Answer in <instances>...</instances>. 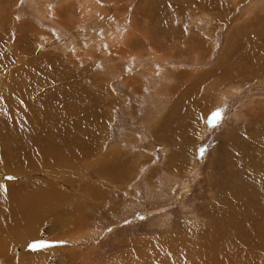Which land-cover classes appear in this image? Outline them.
Listing matches in <instances>:
<instances>
[{
    "label": "rangeland",
    "instance_id": "obj_1",
    "mask_svg": "<svg viewBox=\"0 0 264 264\" xmlns=\"http://www.w3.org/2000/svg\"><path fill=\"white\" fill-rule=\"evenodd\" d=\"M44 180L11 257L264 264V0H0V208Z\"/></svg>",
    "mask_w": 264,
    "mask_h": 264
},
{
    "label": "bare ground",
    "instance_id": "obj_2",
    "mask_svg": "<svg viewBox=\"0 0 264 264\" xmlns=\"http://www.w3.org/2000/svg\"><path fill=\"white\" fill-rule=\"evenodd\" d=\"M42 184H43V187H42L43 190H41L39 193H36V191L40 183L35 186L36 187L35 189L31 188L26 194H22L25 192H20L19 194L17 193L18 196L15 199V203H18L16 204L17 206L16 211L4 212L0 208V264H18L21 262L22 264H31L30 261L34 262L35 260H38V261L40 260V259H37L39 257H36L35 255H28V254H26L25 256L22 255L18 257V259L14 258L13 256L11 257L9 256L10 254L9 245L16 244L24 240L25 238H27L26 235L28 233V230H29L28 228L30 227V225H31V228H33L34 226L33 223L35 222L36 219H38L40 215H46L52 212L51 209L53 207L52 206L53 203L51 205L49 203L53 202V199H54L53 197L50 196L52 194L50 190H52L53 187H51L49 185L50 183L48 184L46 180H44ZM3 193L4 191L0 192V194H3ZM17 211H20L22 214L17 215L16 213ZM213 235L216 236L217 234L214 233ZM38 249L39 247L37 248L31 247L27 250L36 252L38 251ZM28 253H31V252H28ZM190 256L192 259H196L198 257L193 252ZM236 257H238L239 260H237ZM246 257L247 255L245 254H239V256H234V258L237 260L236 261L237 263L240 262L241 259L246 258ZM213 259H214V264H220L218 260L219 258L215 259L214 257ZM229 264H233V261Z\"/></svg>",
    "mask_w": 264,
    "mask_h": 264
},
{
    "label": "snow or ice",
    "instance_id": "obj_3",
    "mask_svg": "<svg viewBox=\"0 0 264 264\" xmlns=\"http://www.w3.org/2000/svg\"><path fill=\"white\" fill-rule=\"evenodd\" d=\"M222 117H221V110L220 109H217V111L214 113V116H213V121H218L220 120ZM200 153L201 155H203V152H204V149L201 148L200 150ZM9 179H11V177H9ZM6 190V189H5ZM125 223H128V221H125ZM109 231H111V229H109ZM30 247L32 248H37V247H44L45 245L43 244V242L37 244V243H32L29 245Z\"/></svg>",
    "mask_w": 264,
    "mask_h": 264
}]
</instances>
